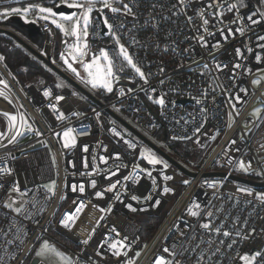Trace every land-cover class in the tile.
I'll use <instances>...</instances> for the list:
<instances>
[{
    "label": "built area",
    "instance_id": "obj_1",
    "mask_svg": "<svg viewBox=\"0 0 264 264\" xmlns=\"http://www.w3.org/2000/svg\"><path fill=\"white\" fill-rule=\"evenodd\" d=\"M24 1L34 0H0V6ZM123 2L130 5L135 18L123 11H103L116 39L105 26L102 31L100 11L92 14L88 34L87 51L97 54L105 49L114 60L119 80L112 92L90 89L78 81L92 99L68 83L57 87L40 75L20 84L0 60V92L5 94L0 96V264H31L35 251L45 243L63 253L65 261L58 264H155L158 257L173 259L164 248L195 246L201 240L204 243L195 253L176 258L184 264H197L203 251L201 264H245L241 257L251 258L259 251L261 256L251 264H264V203L255 198L257 188L225 178L202 177L204 172L224 171L264 181V175L255 174L264 172V150L260 147L264 144V40L258 39L264 37V3L213 0V7H208V0H184L182 5L178 0ZM232 4H237L238 10L229 11ZM213 12L217 14L211 15ZM202 16L209 20L207 31ZM249 16L260 22L251 23ZM38 27L41 45L28 43L61 67L54 58V27L44 21ZM229 30L232 35H228ZM117 39L147 82L120 56ZM235 64L240 67L234 68ZM254 80H259V85H254ZM44 91L50 95L45 97ZM57 96L64 99L57 101ZM160 97L165 100L163 107L154 103ZM61 113L63 117L57 119ZM9 115L16 120L10 121ZM69 129L72 142L64 147L61 133ZM136 133L171 156L164 141L174 136L191 137L201 150L215 144L198 170L189 169L196 175L188 176L168 162L166 168H148L140 156L141 146L148 144ZM125 140L135 148H129ZM100 156L106 157L107 163H101ZM241 160L251 162V170H241ZM113 171L117 174L110 176ZM164 175L173 179L165 181ZM126 176L138 179L126 180ZM185 177L189 178L187 185ZM113 183H117L116 188L106 191ZM74 184L76 191L72 190ZM80 184L85 188L83 194ZM53 187L54 192L50 191ZM164 187L172 191L163 193ZM240 188L252 194L238 191ZM97 191L103 196H95ZM81 202L85 207L77 212ZM6 204L21 207V211L16 213ZM194 204L200 205V209L194 208L199 217L187 213ZM208 211L214 213L210 220L213 229L223 224L220 235L200 227L209 222ZM66 214L76 217L74 223L66 221L70 228L60 223ZM150 217L161 219L143 241L138 237L140 221ZM225 230L230 237H223ZM89 236V243L83 244ZM220 240L225 243L220 245ZM111 244H117L122 253L119 257L112 255ZM217 247L220 252L209 259Z\"/></svg>",
    "mask_w": 264,
    "mask_h": 264
},
{
    "label": "snow or ice",
    "instance_id": "obj_2",
    "mask_svg": "<svg viewBox=\"0 0 264 264\" xmlns=\"http://www.w3.org/2000/svg\"><path fill=\"white\" fill-rule=\"evenodd\" d=\"M217 2H219V0H217ZM262 3H264V0H261ZM52 3L55 4L56 8H60V7H65L67 9H75L76 11H72L70 14H64V13H58L56 11L53 10L52 7H44L41 6L39 4H28L26 7H12V8H4L2 11H0V19H7L9 15L12 14H23L24 16H26L28 13L30 12H36L38 13L37 15V19L38 20H45V21H49L50 23L54 24L56 26V28L60 29V31L62 33H64L65 35H71L73 37H75L77 44L74 46L75 48V52L73 54V61H77L79 60V57H83L87 54L86 50L88 49V45L87 43H84L83 48H81L79 41L81 39V36L83 35L84 37H87L88 35V30H89V26L90 24L93 22L92 21V13L94 11H100L101 14H103V9L107 8L109 9L112 13H118L120 11H123L125 15H133V18H135L133 12H132V8L130 7V5L128 3H124L123 0H52ZM120 3L122 4V9L113 6L114 4ZM179 4H183L184 0H178ZM100 4L101 7L99 9H97L96 5ZM242 6V5H240ZM153 7H156V5H153ZM176 5H173V8H175ZM208 7H213V0H208ZM233 9H237L238 10V5L237 4H232L229 6V11L233 10ZM178 12H173V15H178ZM217 13L213 12L211 15L215 16ZM262 15H264V13H262ZM189 21H191V17L188 18ZM249 21H251V23H259L260 21L254 20L251 16L248 17ZM27 22V20H26ZM35 22V21H33ZM202 22L203 25L205 26V31H207V26L209 25V20L207 18H204L202 16ZM98 23V21H97ZM104 26L108 29L109 34H112L113 39H116L115 37V33H114V27L111 23H109L108 18L105 16L104 20H103ZM68 25V26H66ZM70 26V27H69ZM228 35H232L231 30H229ZM202 44H204V46H206V42L204 41L203 37L200 38ZM258 39L260 40H264V37H259ZM117 44H119V40L117 39ZM261 47H264V45H261ZM119 52H120V56L123 57V59L127 62L128 65L132 66V68L136 71V73L139 74L140 78L143 79L145 82H147V78L145 77V74L141 71V69L139 67L136 66V64L134 63L132 57L129 55L128 51L126 50V48L123 45L119 46ZM78 54V55H77ZM236 54L237 56L241 55V50L239 48L236 49ZM4 57L0 56V60H3ZM61 59H64L63 55L61 56ZM103 60L106 62V65L102 68L101 65H99L97 63L98 60ZM260 56L256 57L257 61H260ZM81 63H83V61H80ZM65 63L68 64V68L70 71L72 72H76V69L72 68V65L68 63L67 60H65ZM84 66V70L85 72H87L88 76L90 77V79L85 80V83H89L91 84L92 88H103L108 92H112L113 88H112V84H111V77L114 75L113 72V68H114V60L109 59L108 53L107 51H105L104 49L100 50V55L96 56L95 54L93 55V59L90 63H83ZM93 67L96 68V71L93 72L92 69ZM218 68H220V66H217ZM226 67V66H225ZM234 68H239L240 65L239 64H235L233 65ZM161 71H163V69H161ZM76 75L79 77V72H76ZM0 83H2V81H0ZM161 83H163V81H161ZM260 81L259 80H254L253 84L254 85H259ZM5 87H7V85H5ZM242 91H246L245 89H242ZM5 95L3 92H0V96ZM43 95L45 97H48L50 95V93L48 91H44ZM5 98L7 99V97L5 96ZM64 99V97L62 96H57L56 100L60 101ZM149 99H153V97H149ZM11 102V101H9ZM237 102H239V98H237ZM154 103L159 104L161 107H163L165 105V100L163 97H160L158 99L154 100ZM197 104L200 103V100L196 101ZM201 111H203V109H201ZM5 115H8L7 113H5ZM97 116H99V113H97ZM63 117V113L60 114V116L57 117V119H61ZM8 119L10 121H15L16 117L15 116H8ZM23 120V118H21ZM72 130L69 129L67 131L64 132V136L68 137L69 133ZM196 132H199V128L195 129ZM114 135H118V133H116L115 131H113ZM37 135H39V133H37ZM12 139H15V137H13ZM173 139H180V140H189L191 139V137L188 136H183V137H176L174 136ZM74 143V141H73ZM125 144H128L129 148H135V145L129 143V141L125 140L124 141ZM197 143H199V141H197ZM232 143H235V141H232ZM68 141L65 140V144L64 147H68ZM261 149L264 150V144H262ZM84 151L87 152L88 148L87 146L84 147ZM140 155L147 160V162L151 165H157V164H161L163 163L161 160H159L153 153L151 152H145L143 149L140 151ZM116 159H119V154H116L115 156ZM99 160L101 163H107V158L104 156H100ZM229 163L231 164L232 161L229 160ZM88 167L87 162H85V168ZM164 167H167V164H164ZM239 168L245 172H248L249 170H251V162H244L243 160H241L239 162ZM91 174V173H88ZM117 173L115 171H113L111 175H116ZM256 175H264V172L261 171H257L255 172ZM149 176H151V172L148 173ZM110 176L106 177V178H110ZM124 179L128 180V179H138V177L135 176H126ZM163 179L165 181L171 180L173 179L172 176L169 175H164ZM54 183V182H53ZM117 183H119V181H117ZM117 183H113L111 184L106 191H112L113 189L116 188ZM153 183H155V180H153ZM183 183L185 185H187L189 183V181L185 180L183 181ZM96 182L92 181V186L95 187ZM209 187H214V185H208ZM79 192L81 194L84 193L85 188L83 184H80L79 186ZM72 190L76 191L77 190V185H73L72 186ZM17 191H19V189L17 188ZM50 191L54 192V187L50 188ZM172 189L168 188V187H164L163 188V193H169L171 192ZM238 191L246 193L248 195H251V190L246 189V188H240L238 189ZM95 196L97 197H102L103 193L100 191H97L95 193ZM257 200H259L261 203H264V193H258L256 194L255 197ZM133 199H136V197H133ZM12 203H15V201H12ZM157 204H159V201H156ZM5 207L8 208H12V204H6ZM85 207V205L83 204V202L80 203V206L77 208V212H80L83 208ZM130 207V206H129ZM195 209H200V205L199 204H194L193 206L189 207L187 209V213L189 215H191L192 217H199L200 216V212L199 211H195ZM132 211H136V209H131ZM12 211L19 213L21 211V207H16V208H12ZM222 211V207L217 209V212ZM214 215L213 212L208 211L207 212V217L209 218V222H203L200 224V227L202 229L208 230L210 233L212 231H215V233L217 235L221 234V230L223 228V224L221 223L220 226H217L213 229V226L210 222L211 217ZM76 217L74 215L71 214H66L65 218H63L60 223L62 226H64L65 228H70L71 227V223L75 222ZM102 219V217H101ZM66 221H70L66 222ZM181 237H184L185 233L181 232L180 233ZM222 235L224 238H228L231 236V233L227 230L222 232ZM237 235H239V233H237ZM91 239V236H89L88 239H85L82 241L83 244H88L89 240ZM192 239H195V236L192 237ZM11 243V241L9 242ZM200 243H204L203 240H201ZM200 243L196 244L195 246H188V247H184L183 245H178V244H173L172 249L170 250L169 248H164V252L168 253V255L172 256L173 259L172 260H165L163 257H158L155 261V264H184L183 260L177 259V256H184L185 253H195L196 249L200 247ZM213 243L212 239L210 238L208 240V244L211 245ZM225 243V240H220L219 244L223 245ZM232 243H235V241H233ZM110 247L112 249H114V251L112 252L113 256H117L119 257L122 253L118 250V246L117 244H111ZM119 247H124L123 245H120ZM182 247L183 251H178L177 249ZM228 248L232 247V244H228L227 245ZM49 252H52L54 254H56L57 256H59V253L55 252V249H49L48 245L45 243L42 246V249L40 251L36 252V256L37 257H42L46 254H48ZM220 252V248L217 247L215 250L211 251L209 253V259H211V257L216 256L218 253ZM124 255H126V253H123ZM96 255L100 256L101 253L97 252ZM137 256L140 255L139 252L136 253ZM205 253L203 251H201L197 257V264H201V262L203 261V257H204ZM261 256V252H256L255 255H253L251 258H249V256L245 255L243 257H241V259H243L245 261V264H251L252 260H255L256 257ZM128 264H131V261L128 262Z\"/></svg>",
    "mask_w": 264,
    "mask_h": 264
},
{
    "label": "rangeland",
    "instance_id": "obj_3",
    "mask_svg": "<svg viewBox=\"0 0 264 264\" xmlns=\"http://www.w3.org/2000/svg\"><path fill=\"white\" fill-rule=\"evenodd\" d=\"M47 0H34V1H24V2H20V3H15V4H11V5H6V6H0V11H2L4 8H12V7H26L28 4H39L41 6H44V7H53L49 4L46 3ZM58 2V0H57ZM55 5V4H54ZM113 6L115 7H118V8H121V5L119 3L117 4H114ZM97 9H99L101 7L100 4H97L96 5ZM263 8H264V5H263ZM104 10H107V11H110L109 9L107 8H104ZM73 11H76L75 9ZM94 12H97V11H94ZM93 12V13H94ZM71 13V12H70ZM70 13H64V14H70ZM92 13V14H93ZM37 15L38 13L36 12H30L28 13L26 16H24L23 14H12V15H9L7 19H0V24H3L2 26H6V27H9L7 26L5 23L8 21V19H10L11 17H19L23 22L25 23H30V22H33L35 21L36 24H38L39 22L41 21H44L50 25H52L55 29V32L57 33V41H58V44H59V48L57 49L55 55H54V58L56 59V61L59 63V65L61 66V68L63 70H65L67 73L71 74L73 77H75V79L79 82H81L82 84H84L85 86H87L88 88L90 89H96V88H92L91 84L89 83H85L84 81L85 80H88L90 79V77L88 76L87 72H85L84 70V66H83V63H90L93 59V55L92 53L87 52V54L83 57H79V60L77 61H73V54L75 52V48L74 46L77 44V41L75 39V37L71 36L70 34L69 35H65L64 33H62L60 31V29L56 28V26L52 23H50L49 21H45V20H38L37 19ZM104 17L105 15L103 14L102 15V18L104 20ZM27 20V22H26ZM68 26V25H66ZM70 27V26H69ZM11 28V27H9ZM88 34H89V30H88ZM84 43H87L88 45V35L87 37H84L83 35L81 36V39L79 41V44L81 46V48H83V45ZM35 44V43H34ZM36 46H38V44H35ZM122 45L121 43L118 44V51H119V46ZM105 50V49H104ZM106 51V50H105ZM108 53V52H107ZM120 54V52H119ZM63 55L64 59H61V56ZM78 55V54H77ZM96 56H99L100 55V52L95 54ZM108 56H109V53H108ZM109 59L110 56H109ZM65 60L68 61L69 64L72 65V68L76 69V72H79V77L76 75V72H72L69 70L68 68V64L65 63ZM80 61H83V63H81ZM134 61V60H133ZM97 63L99 65H101V67L103 68L105 65H106V62L103 61L102 59L101 60H98ZM127 63V62H126ZM135 63V62H134ZM136 64V63H135ZM45 66V65H44ZM130 66V65H129ZM136 66L138 67V65L136 64ZM46 67V66H45ZM132 67V66H131ZM49 71H51L49 68H48ZM93 72L96 71V68L93 67L92 69ZM113 72H114V68H113ZM50 79L55 83V85L57 87H64L67 85V82L62 78L60 77L59 75H57L56 73H54L53 71H51V74H50ZM119 80V77L114 73V75L111 77V84H112V88L114 87V85L118 82ZM97 88H100V87H97ZM103 89V88H102ZM104 91H106L105 89H103ZM108 92V91H106ZM258 113V110H256V114ZM9 116H13V115H9ZM13 122V121H12ZM67 131V130H65ZM63 131L61 133V139H62V143L65 144V140L68 141V143H71L72 142V137L69 133V136L68 137H65L64 136V132ZM214 142L209 146L208 149H206V152H207V156H208V153L211 151V149L213 148L214 146ZM144 150L145 152H151L153 153L159 160H161L163 163L161 164H157V165H151L147 162L146 159H144L141 155V159H142V162L148 167V168H153V167H159V166H162L164 167V164H167L168 163L162 158L160 157L157 153H155L154 151H152L151 148H149L147 145H142L141 146V150ZM206 156V158H207ZM205 158V159H206ZM180 162V161H179ZM181 163V162H180ZM143 165V164H142ZM144 165V166H145ZM185 180H189L188 177H185ZM257 192L258 193H264V188H259L257 189ZM169 205V204H168ZM49 249H55L54 247H51L49 246ZM37 251H40V250H36L35 251V255H36V252ZM55 252L56 253H59L60 255L57 256L56 254L52 253V252H49L48 254L42 256V257H37L40 261V263H44V264H58V261L61 262V261H65L64 260V255L61 251L59 250H56L55 249Z\"/></svg>",
    "mask_w": 264,
    "mask_h": 264
},
{
    "label": "trees",
    "instance_id": "obj_4",
    "mask_svg": "<svg viewBox=\"0 0 264 264\" xmlns=\"http://www.w3.org/2000/svg\"><path fill=\"white\" fill-rule=\"evenodd\" d=\"M46 3L51 6L54 5L52 0H47ZM0 25L2 26L3 24ZM58 48L59 44L57 41L55 44V50ZM0 55L4 57L3 62L20 84H25L37 75L43 76L47 80H51V71H49L47 67L36 60L10 37L2 34H0ZM164 143L167 151L185 167L191 170H198L207 156L206 150H201L195 147L190 139L173 140L168 138ZM160 219L161 217H150L141 220V228L138 236L139 239L146 241L152 235Z\"/></svg>",
    "mask_w": 264,
    "mask_h": 264
},
{
    "label": "water",
    "instance_id": "obj_5",
    "mask_svg": "<svg viewBox=\"0 0 264 264\" xmlns=\"http://www.w3.org/2000/svg\"><path fill=\"white\" fill-rule=\"evenodd\" d=\"M53 10L58 13H70L74 9H67L65 7L56 8L53 5ZM98 18H101L98 14ZM7 26L11 27L16 32H13L7 28L0 27V34L5 35L13 39L16 43H18L23 49H25L29 54H31L36 60H38L41 64L45 65L51 71L62 77L69 85L75 87L81 93L85 94L89 98H92L91 95L76 81L73 77H71L66 71H64L61 67L57 66L50 58L49 55H44L39 52L35 47H33L28 41L38 44V46L42 43V33L38 27V24L35 22L25 23L19 17H11L5 23ZM106 28L103 25V32H105ZM22 36V37H21ZM28 40V41H27ZM93 99V98H92ZM148 146H150L159 156H161L166 162L172 164L174 167L179 169L183 174L188 176H195L196 172L189 170L178 160L169 155L166 151L155 145L153 142L149 141L139 133H136ZM204 178H225L230 181H234L243 185L251 186L254 188H264V181H253L251 179L245 178L240 175L229 174L224 171H209L204 172L202 174ZM31 264H44L38 263V259L36 257L32 258Z\"/></svg>",
    "mask_w": 264,
    "mask_h": 264
}]
</instances>
